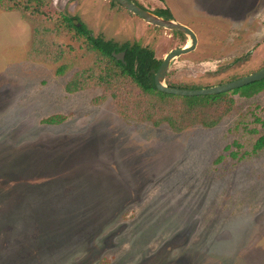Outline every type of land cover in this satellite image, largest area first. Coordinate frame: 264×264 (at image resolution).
Wrapping results in <instances>:
<instances>
[{"label":"rangeland","instance_id":"obj_1","mask_svg":"<svg viewBox=\"0 0 264 264\" xmlns=\"http://www.w3.org/2000/svg\"><path fill=\"white\" fill-rule=\"evenodd\" d=\"M134 1L197 36L166 85L209 88L264 68V0ZM51 12L160 60L184 44L111 0H50ZM53 27L0 8V264H264V92L231 95L209 129L124 117L133 101L114 90L66 93L94 61L83 39L58 37L57 62L31 53L36 30ZM52 115L65 121L41 123Z\"/></svg>","mask_w":264,"mask_h":264},{"label":"trees","instance_id":"obj_2","mask_svg":"<svg viewBox=\"0 0 264 264\" xmlns=\"http://www.w3.org/2000/svg\"><path fill=\"white\" fill-rule=\"evenodd\" d=\"M111 1L119 6L114 0ZM130 1L139 6L134 0ZM49 5L50 0H0V8L9 11L19 10L24 15L33 17L40 22L46 20L53 23V29L40 28V32L36 30L39 33L36 47L40 50L32 49L31 53L34 55L42 56L47 61L57 62L64 55L63 46L59 44L58 37L67 32L77 40L83 39L89 52L93 53L94 61L88 69L75 73L66 84V93H76L93 85L102 87L105 94L106 91L114 90L115 93H111V96L118 99L120 105H123L126 100L133 101L134 107L127 109L124 117L140 118L143 121L151 122L154 126L167 123L175 132H182L194 125H201L209 129L216 126L220 119L230 111L233 104L231 95L237 94L241 97L251 98L264 92L263 79L240 89L213 96L178 97L160 93L154 86V72L157 71L162 60L157 59L151 49L137 43L117 44L113 41L103 40L101 37H93L91 32L75 17L55 12H51L52 17L46 16L45 9ZM55 14L58 15L53 17ZM153 14L166 20H172L167 9L155 10ZM171 33L179 36L185 42V37L182 34ZM39 51L47 55H41ZM53 52H55L54 57L50 56ZM122 52L124 53L123 62L112 56L113 53ZM57 74H62V68L58 69ZM234 80L237 79H231L228 82ZM221 84L225 83H219V85ZM167 86L187 90L201 89L196 85L183 86L167 83ZM135 91L136 94L133 93ZM64 121L63 115H52L41 120V123L57 126ZM262 147H264V136L258 139L254 150Z\"/></svg>","mask_w":264,"mask_h":264},{"label":"water","instance_id":"obj_3","mask_svg":"<svg viewBox=\"0 0 264 264\" xmlns=\"http://www.w3.org/2000/svg\"><path fill=\"white\" fill-rule=\"evenodd\" d=\"M119 4L123 9L131 13L132 15L138 17L143 22L148 25L168 30L170 32H178L185 36L188 39L189 44L182 47L171 50L163 59L162 62L154 72V86L155 89L164 94L178 96V97H197V96H213L223 93H228L236 89H240L244 86H247L251 83H255L264 79V68L256 71L253 74L242 77L240 79L228 82L225 84L203 88L199 90H187V89H177L168 87L165 84V78L170 68V64L174 59H177L183 55L193 52L197 46L198 40L196 34L187 26L173 21L166 20L161 17L150 13L143 8L137 6L130 0H114ZM112 56L121 62L124 61V53L112 54Z\"/></svg>","mask_w":264,"mask_h":264},{"label":"crops","instance_id":"obj_4","mask_svg":"<svg viewBox=\"0 0 264 264\" xmlns=\"http://www.w3.org/2000/svg\"><path fill=\"white\" fill-rule=\"evenodd\" d=\"M145 23V22H144ZM187 42V43H186ZM189 44V42H188V40L186 41L185 40V42H184V44L181 46V47H179V48H182V47H184V46H186V45H188Z\"/></svg>","mask_w":264,"mask_h":264}]
</instances>
